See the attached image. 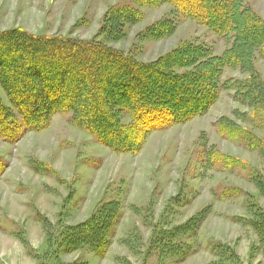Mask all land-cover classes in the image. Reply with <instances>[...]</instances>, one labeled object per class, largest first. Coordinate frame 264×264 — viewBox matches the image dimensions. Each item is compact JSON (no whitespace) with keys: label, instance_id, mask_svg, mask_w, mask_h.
I'll return each mask as SVG.
<instances>
[{"label":"rangeland","instance_id":"1","mask_svg":"<svg viewBox=\"0 0 264 264\" xmlns=\"http://www.w3.org/2000/svg\"><path fill=\"white\" fill-rule=\"evenodd\" d=\"M244 1L264 20V0ZM113 7L136 8L142 16L126 25L123 38L106 45L141 62L156 61L183 43L220 56L231 43L182 17L171 3L152 6L143 0H0V31L18 28L89 41ZM167 19L174 23L167 35L142 36ZM252 60L264 81V59L256 54ZM246 75L224 66L218 80L230 84ZM234 94L233 88L219 90L204 113L150 132L135 154L111 151L73 126L69 113L53 115L45 129L27 131L17 140L0 137V264H209L216 259L211 242L231 246L240 264H264L256 232L235 219L250 217L252 200L264 210L254 177L264 186V153L250 147L251 139H227L218 130L225 118L264 138V114L252 117L251 108ZM0 101L10 107L1 86ZM121 119L129 121L126 114ZM227 156L243 164L225 163ZM111 200L120 216L104 255L87 247L66 251L63 228ZM204 208L208 211L194 235L165 238L186 247L183 259L181 249L166 250L151 241L153 231L170 230Z\"/></svg>","mask_w":264,"mask_h":264},{"label":"trees","instance_id":"2","mask_svg":"<svg viewBox=\"0 0 264 264\" xmlns=\"http://www.w3.org/2000/svg\"><path fill=\"white\" fill-rule=\"evenodd\" d=\"M143 2L152 6L171 3L182 17L203 24L231 43L220 56L211 55L205 46L183 43L156 61H138L105 43L123 38L126 25L141 19L136 8L128 7L108 9L100 30L89 41L36 36L18 28L0 31V86L10 104L8 107L0 101V137L17 140L27 131L45 129L53 115L69 113L73 126L93 135L111 151L135 154L150 132L204 113L216 101L219 90L230 88L235 90L236 100L251 108L252 117L264 114V81L252 60L256 54L264 59V20L244 0ZM171 23L162 20L141 35H167L174 25ZM224 66L238 67L247 75L230 84L219 83ZM123 114L129 117L126 123L121 119ZM218 130L227 139L249 138L250 147L264 153V138H257L231 120H219ZM211 155L214 152L208 157ZM224 160L243 164L238 158L227 156ZM32 169L36 171V164ZM2 171L0 163V174ZM254 177L264 195V186ZM250 202V217L235 219L251 225L264 252V210L253 200ZM207 211L200 210L170 230L153 231L151 241L166 250L181 249L183 259L186 247L165 238L194 235ZM119 216L117 202L100 204L84 221L63 228L62 245L69 252L87 247L103 256ZM210 249L216 259L209 264H240L231 246L211 242Z\"/></svg>","mask_w":264,"mask_h":264}]
</instances>
